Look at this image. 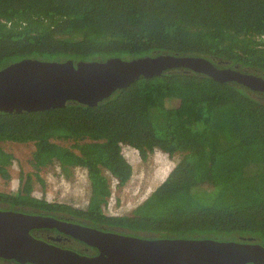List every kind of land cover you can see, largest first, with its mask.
<instances>
[{"label": "trees", "instance_id": "1", "mask_svg": "<svg viewBox=\"0 0 264 264\" xmlns=\"http://www.w3.org/2000/svg\"><path fill=\"white\" fill-rule=\"evenodd\" d=\"M263 36L264 0H0V70L25 59L77 63L170 55L264 79ZM4 142L31 143L35 172L24 182L20 175L15 191L0 192V210L73 219L143 239L264 247V96L236 82L170 69L141 76L95 106L68 102L0 113V175L7 181L14 157ZM124 143L180 158L130 214L108 216L103 171L125 185L131 168ZM53 165L65 177L74 168L85 171V207L46 198L38 173ZM36 183L42 193L34 196ZM89 250L82 253L97 252Z\"/></svg>", "mask_w": 264, "mask_h": 264}, {"label": "water", "instance_id": "2", "mask_svg": "<svg viewBox=\"0 0 264 264\" xmlns=\"http://www.w3.org/2000/svg\"><path fill=\"white\" fill-rule=\"evenodd\" d=\"M203 73L218 82H236L262 93L264 79L202 58L159 55L124 61L45 62L25 59L0 70V113L36 112L68 102L95 106L139 77L166 70ZM51 229L94 253H77L32 232ZM87 252V251H86ZM0 259L20 264H264V247L252 243L197 239H143L105 232L47 216L0 210Z\"/></svg>", "mask_w": 264, "mask_h": 264}, {"label": "rangeland", "instance_id": "3", "mask_svg": "<svg viewBox=\"0 0 264 264\" xmlns=\"http://www.w3.org/2000/svg\"><path fill=\"white\" fill-rule=\"evenodd\" d=\"M1 147L14 157L12 164L8 167L10 178L6 181L0 175V192L10 193L19 187L20 175H23L24 182L26 174L35 172L29 163L33 145L31 143L4 142L1 143ZM121 151L129 163L131 171L129 179L123 186H118L115 179L106 171H103L104 183L101 191L106 198L103 213L108 216L130 214L165 180L180 158L179 155L168 157L166 154L150 147L142 152L139 147L130 143L122 144ZM38 174L44 181L43 190L48 200H55L81 208L85 207L89 201L90 185L84 170L74 168L70 171L69 176L65 177L60 168L53 165L42 168ZM40 186L37 183L34 185V196L37 193L41 195L42 189ZM75 252L80 253L76 250Z\"/></svg>", "mask_w": 264, "mask_h": 264}, {"label": "flooded vegetation", "instance_id": "4", "mask_svg": "<svg viewBox=\"0 0 264 264\" xmlns=\"http://www.w3.org/2000/svg\"><path fill=\"white\" fill-rule=\"evenodd\" d=\"M64 221H67V220H64ZM68 222L75 223L73 221V219H69ZM39 231L40 230L33 231L32 234L34 236H36V237H39V238H42V239H45V240H47L49 237H54V236L60 238L59 234L56 231H54V230L47 229V230H42L40 232ZM65 239L66 238H64V237H63V240H61V238H60V241L56 242V243H58V244L59 243H61V244L62 243H67L68 244L67 245V249L76 250V251H78L80 253L86 252V251L87 252L90 251L89 249H87V247L84 244L78 242L77 240L69 239V240L66 241Z\"/></svg>", "mask_w": 264, "mask_h": 264}, {"label": "clouds", "instance_id": "5", "mask_svg": "<svg viewBox=\"0 0 264 264\" xmlns=\"http://www.w3.org/2000/svg\"><path fill=\"white\" fill-rule=\"evenodd\" d=\"M122 152V151H121ZM123 155V154H122ZM38 194V193H37ZM39 195V194H38ZM76 224V223H75ZM57 232V231H56ZM58 233V232H57ZM59 234V236H60V238H61V240H63V237L64 238H67V236H65V235H63V234H60V233H58ZM36 237V236H35ZM55 237V236H54ZM37 238H39V237H37ZM39 239H42V238H39ZM42 240H45V239H42ZM69 240V239H68ZM46 241H49V238L46 240ZM67 241V240H66ZM55 244H57L58 246H59V244L58 243H56L55 242Z\"/></svg>", "mask_w": 264, "mask_h": 264}, {"label": "built area", "instance_id": "6", "mask_svg": "<svg viewBox=\"0 0 264 264\" xmlns=\"http://www.w3.org/2000/svg\"><path fill=\"white\" fill-rule=\"evenodd\" d=\"M264 39V36L262 37ZM104 210V209H103Z\"/></svg>", "mask_w": 264, "mask_h": 264}]
</instances>
